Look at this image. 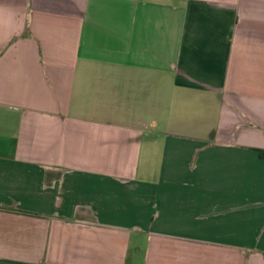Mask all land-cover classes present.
Wrapping results in <instances>:
<instances>
[{"label":"crops","instance_id":"obj_1","mask_svg":"<svg viewBox=\"0 0 264 264\" xmlns=\"http://www.w3.org/2000/svg\"><path fill=\"white\" fill-rule=\"evenodd\" d=\"M264 0H0V264H264Z\"/></svg>","mask_w":264,"mask_h":264},{"label":"trees","instance_id":"obj_2","mask_svg":"<svg viewBox=\"0 0 264 264\" xmlns=\"http://www.w3.org/2000/svg\"><path fill=\"white\" fill-rule=\"evenodd\" d=\"M260 155H261V157L264 158V151H261V152H260Z\"/></svg>","mask_w":264,"mask_h":264}]
</instances>
